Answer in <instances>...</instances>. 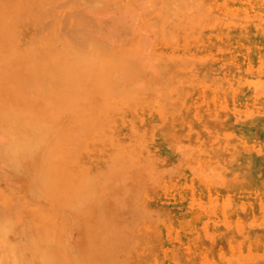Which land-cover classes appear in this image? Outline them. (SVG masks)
I'll return each instance as SVG.
<instances>
[{"label": "rangeland", "instance_id": "1", "mask_svg": "<svg viewBox=\"0 0 264 264\" xmlns=\"http://www.w3.org/2000/svg\"><path fill=\"white\" fill-rule=\"evenodd\" d=\"M263 9L264 0H0V205L21 200L0 218V264H209L203 252L224 264L219 253L235 251V235L209 236L203 211L216 216L222 209L227 226L251 213L242 197L225 208L229 198L217 196L226 190L208 181L210 164L193 159L201 136L195 120L201 113L209 120V100L227 109L214 80L229 58L221 55L222 40L239 27L253 37L250 20L239 16H264ZM79 18L111 33L94 25L87 48L74 49L67 32ZM256 38L264 44L263 35ZM48 61L60 65L52 69ZM32 76L38 87L24 89L20 78ZM172 121L178 140L165 125ZM188 125L196 127L189 144L182 142ZM217 126L230 144L253 133L264 146V122L254 120L252 133L241 116Z\"/></svg>", "mask_w": 264, "mask_h": 264}, {"label": "bare ground", "instance_id": "2", "mask_svg": "<svg viewBox=\"0 0 264 264\" xmlns=\"http://www.w3.org/2000/svg\"><path fill=\"white\" fill-rule=\"evenodd\" d=\"M222 2H223V0H222ZM15 5H16V3H15ZM211 5L213 6V4H211ZM219 6H221V5H218L217 7H219ZM33 7H35V6H33ZM40 10H42V9H40ZM25 12H27V10ZM47 13H48V11L42 10V14H47ZM55 14H57V13H55ZM82 14H84V13H82ZM79 16L81 17V14ZM87 18H89V17H84L82 19H87ZM239 18H243L244 20H246V19L250 20V22L253 26L252 30H255L256 33L253 37H251L252 35L250 33H247L250 31L249 28H246V30L244 31L242 28L240 29V27H239L238 30L233 31L232 33L228 32V34L225 35L226 36L225 39L222 40L223 41L222 43H224V45H226V44L227 45H226V49L224 46L220 47L221 55H224L225 58L226 57H229V58L227 59V61L225 59V64L223 65L225 67V68L223 67L225 69L224 73H222L223 77H219V76L214 77V80L218 84L217 89H220L221 91L224 90L222 95H224L223 97L226 98V99L223 98L224 99L223 105L220 107H224L226 104L227 109H225V111L223 109H219V108H217V106L214 105L215 101L209 100L207 103V109H206L207 111H209V115L207 116V118H209L208 121H206L203 117H201L202 113L199 114L197 109L194 111L200 115V118L196 119L195 121L197 122V127H198L197 129L199 130V133L201 136H199L200 145L197 146V148H196L197 150L195 152V155L193 156V159L195 158L196 160L201 161L202 158L203 159L205 158L204 161H206L210 164L211 172H210V177L208 178L209 180L208 179L207 180L210 182H213V183L217 182V185L219 187H222V188H224V190H226L225 193H222V194L220 193L217 196L218 198H221V197H223L221 195H227V198H229V200H230V201H228L230 204L227 201L224 202L225 208H227L229 205H231V206L237 205L238 206L239 204L237 203L236 200L241 202V199L238 197H242L244 199V201H242L241 203H245L244 205H242V208L249 210V213H251V214H248V216H249L248 220L241 222V220H239L238 218H234V220L231 219V221H229V224L227 226V225H225L227 220L225 222L224 214L222 215V209L218 212V215H216V216H214L213 210L210 208L211 206H209V208L211 210L208 209V210L203 211L204 216H203L202 221L207 222V228H208L209 236H211V235L216 236V239L221 238L220 241H222V239L225 237L227 231H229V229H230L229 236H227V238H229V240H233V241L235 239V241H236L237 247H236V249H234L235 251H231L228 253H226L225 251H221L219 253L220 261H222L224 264H264V179H263L264 178V146L257 144V139L251 140V138L253 137L252 132H254V130H253L252 126H250L251 124H253L254 120H257L258 122H262V123L264 122V44H260V42L258 43L257 38H256L257 34L264 36V25L260 24V22L262 20H264V16L261 15L260 12L254 10L252 14H247V13H245L243 15L240 14ZM82 19L80 20V18H79V21L76 24L75 23L73 24L75 26V28L73 27V25L69 26L70 28H72V27L74 28V31H73V28L71 29L72 31L70 30L73 34L70 35V33H69L70 31L67 32L69 37H70L69 39H71L72 41H75L74 42L75 44L72 46V48L74 47V49H76L79 47V50H85V49L81 48V45L84 48H87L85 45L89 43L88 41L91 39L90 36L92 37V35L89 34L91 30L94 29V30H96V32L97 31L99 32V30H103L105 28L104 26H102V27H104L102 29V27H100L101 23L100 24L97 23L96 25L98 26V24H99V27L101 28V29L97 30V26L95 24H94L95 26L93 25L94 27L90 26L91 23H89V21L85 22ZM26 20H29V19H26ZM88 20H91L94 23H96L95 20H92L90 18ZM216 20H218V18ZM80 21L81 22L83 21V22L79 23ZM212 21H210V22H212ZM64 22L65 23L70 22V20H67L65 18ZM68 24H70V23H68ZM68 24H64L65 26L67 25L66 28L64 27V29L68 28ZM210 24H212V23H210ZM217 24H219V23H217ZM89 26L91 28H89ZM214 26H216V25L214 24ZM92 27H93V29H92ZM227 27H229V26H227ZM107 29H106L107 31L103 30V31L107 32V34L104 33L106 36L109 35V33H111V29L110 28H107ZM78 30H79V33H78ZM94 30H93V32H94ZM121 31H126V30L123 27L121 29ZM180 31L182 32V30H180ZM13 32H14V30H13ZM62 32H63V30H62ZM65 34H66V32H65ZM104 34H103V36H104ZM199 34H200V32H199ZM100 35H102V31H101ZM122 35L125 36V33L123 32ZM126 35H127V32H126ZM176 35H178V34H176ZM244 36H246L247 38L250 37L249 42H247V44H245L244 46H242V45L239 46L237 43H233L231 48L228 47L229 46L228 43L230 41L234 40V38H243ZM194 38H196V37H194ZM14 39H15V35H12L10 38V41H12ZM103 39L107 40L106 37ZM187 39H188V37H187ZM182 40H183L182 38H178V39L174 40L173 43H175L176 46H179L182 43ZM201 40L203 41V44L205 45V42H206L205 38L201 37ZM102 42H104V41H102ZM105 43L106 42H104L103 44H105ZM206 43H208V42H206ZM232 49H235L236 51L241 53V55L237 56V53L233 54ZM42 51H43V49H42ZM47 51L54 52V50L52 48L50 50H47ZM47 51L44 50V52H42V53H50ZM189 56L192 57V53H190ZM195 57H197L198 59H201V58H205V55H202L201 57H199V56H195ZM195 57H193V59ZM13 59L15 62H17L19 60V56L15 55V56H13ZM49 62H50V64H49ZM47 64L52 69L58 68L60 65L56 61H53V62L48 61ZM68 67L75 69L76 64L75 63H69ZM77 68L79 69L80 67L77 65ZM75 72L80 73L81 69H79ZM204 76H205V74H204ZM53 77L55 79L61 78V76H59V75H54ZM207 77H208V75H207ZM199 78H200V75H199ZM29 79H31V80H29ZM20 80L24 81V83L27 81L26 86H24V89H30L33 87H38V85H39L37 79H35L33 76L31 78L21 77ZM41 81H43V80H41ZM204 85L207 88V87H209L210 83L207 82ZM189 91H191V90H189ZM212 93H211V95H212ZM64 97H65L64 95H56L57 99H62L63 101H64ZM239 101H241V102H239ZM177 103H178V101H177ZM231 103H233L235 107H232ZM237 103L240 104L239 107L237 106ZM178 104L180 105V103H178ZM169 105H171V104H169ZM175 106H177V104ZM158 111L160 112V110H158ZM221 113H225L224 116L222 115L224 118H221ZM170 115H171V118H178V119L183 118L181 113L179 114L177 112H173V110L171 111ZM239 116L243 117V119H244V122L246 125L245 129H248L247 131H249V133H252V134L249 135L247 132V134H245V135L246 136L249 135L248 139H244L240 143H231L230 144V143H228L227 138L225 137L223 132L220 129H218L217 124L221 125L222 120H224L227 117L236 119ZM167 124L165 122L166 127L169 128L171 136H176L177 137L176 140H178L179 139V136H178L179 128L176 126V124L173 123V121L170 124H168V125ZM232 126H234V125H232ZM183 130H185V131H183L185 137L183 138L184 140H182V142H186L189 144L192 139L191 138L189 139L188 137L195 133L196 127L188 125L187 127L186 126L183 127ZM190 131H191V133H190ZM181 133L182 132H180V134ZM203 136H205L207 138H203ZM179 141H181V140H179ZM177 144H179V143H177ZM237 144H240V145H237ZM185 145L186 144H184L182 146H185ZM180 147L181 146H178V148H180ZM213 148H214V150H213ZM208 150H211L212 153L210 155H204L203 152L208 151ZM176 151H177V148H176ZM205 154H207V153H205ZM213 155L216 158L212 159L211 156H213ZM202 165L205 166V164H203V163H202ZM190 166L193 167V164ZM146 170L147 169H145V171ZM151 174L153 175V173H151ZM261 177H263V178H261ZM145 182H146V180L144 181V183ZM6 185L4 187H6ZM205 186H206L205 189L206 188L210 189L211 184H209L208 186L207 185H205ZM9 193H11V192H9ZM234 195L235 196L238 195L237 198H235ZM12 196L16 197L15 193ZM194 196L195 195H192L191 197L193 198ZM18 201H17V199L13 201L12 197H11L6 205H0V218L4 217L6 214L8 215V213H7L8 210H10L11 213L14 211H17L18 208L21 206V205H19V203L21 204V200H20V202H18ZM194 203L195 202L192 201L190 204H194ZM214 203L216 204V202H214ZM215 204H212V208H214L213 206H215ZM127 208H128V206H127ZM257 208H260L259 214L256 213ZM135 212H137V211H135ZM121 225H123V223ZM166 225H167V223H166ZM116 228L118 229V226ZM120 228L122 229L123 226H120ZM129 230H131V229H129ZM235 233H240V235L237 236ZM196 234L198 235V233H196ZM126 235H128V234H126ZM234 235H235V238L232 239V237ZM125 238H126V236H125ZM122 240H125V239H122ZM128 240H130V239H128ZM211 253L212 252H203V257H207V259L209 260L208 261L209 264H213V262H214V261H211V260H213V256H212L213 254H211ZM42 256L44 257L47 255L45 253Z\"/></svg>", "mask_w": 264, "mask_h": 264}]
</instances>
